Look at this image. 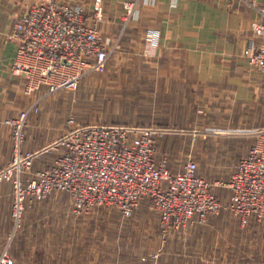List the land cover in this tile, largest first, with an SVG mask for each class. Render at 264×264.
I'll return each instance as SVG.
<instances>
[{
  "label": "crops",
  "instance_id": "0c3cea01",
  "mask_svg": "<svg viewBox=\"0 0 264 264\" xmlns=\"http://www.w3.org/2000/svg\"><path fill=\"white\" fill-rule=\"evenodd\" d=\"M32 1L0 0V170L11 155L10 130L4 121L27 107L32 99L22 93L24 80L10 73L16 52L13 26ZM64 1L79 3L91 14L92 0ZM124 1H137L139 9L138 19L125 26L121 20ZM242 1L154 0V4L147 5L142 0H102V20H88L102 32L107 45L122 38L127 50L140 51L144 47L162 59L164 65L156 70L159 80L151 83L148 93L154 112L151 117L199 118L182 132L196 136L184 161L174 166L165 154L158 156L160 145L166 146L170 141L164 136L176 132L155 136L154 159L165 157L173 174L189 159L198 163L196 174L210 184V192L222 203L230 196V189L223 184L255 143L258 131L264 129V73L250 66L241 55L250 43L257 46L264 39L253 34L250 24L254 12ZM258 1L264 5V0ZM148 29L159 32L157 44L151 48L142 43V35ZM53 107L54 100H43L39 111L27 117L22 148L38 154L23 176L50 166L59 154L46 155L53 149L43 150L58 141L68 128L63 115L51 117ZM225 132L232 134H218ZM206 154L211 155L208 161L202 157ZM230 159L231 172L220 171L219 167L228 168ZM146 202L149 203L147 199L139 201V213ZM11 205V180L6 179L0 183V251L11 228ZM71 208L72 202L64 192H53L26 204L22 226L8 245L14 263L127 264L109 255H95L88 249L79 251L77 217L81 215H73ZM222 212L228 211L218 214ZM83 215L82 219L89 218ZM155 219L158 231L156 212ZM252 219L255 218L250 217L249 222ZM196 231L193 225L183 231H171L164 243L160 239L158 242L156 234L151 249L158 251L157 256L140 258L131 264H221L220 258L206 256L204 244L192 241Z\"/></svg>",
  "mask_w": 264,
  "mask_h": 264
},
{
  "label": "built area",
  "instance_id": "2783aa9c",
  "mask_svg": "<svg viewBox=\"0 0 264 264\" xmlns=\"http://www.w3.org/2000/svg\"><path fill=\"white\" fill-rule=\"evenodd\" d=\"M253 10L251 30L264 39V5L258 0H243ZM147 5L154 0H142ZM123 26L139 17L137 1H124ZM90 15L79 3L64 0H33L14 23L16 52L10 73L24 80L22 93L31 96L27 107L6 119L10 130L11 155L0 170V183L11 180V228L0 251V264H15L8 245L22 226L26 204L44 199L53 192L66 193L75 216L97 207L117 210L122 218L132 215L142 199H147L158 215L161 243L171 231L205 224L211 215L230 212L241 227L250 217L264 218V129L235 166L227 183V202L210 192V184L196 174L192 160L173 174L165 157L155 161V136L164 132L151 126L103 123L78 124L67 120L63 136L48 149H60L50 166L23 176L38 154L24 151V128L29 114L39 111L43 97L60 89L75 90L80 79L101 66L113 46L88 20L101 21L102 0H92ZM149 45L155 46L159 32H146ZM151 48V47H150ZM151 52V51H150ZM248 64L264 73V42L250 43L241 53ZM155 251L150 258L157 256ZM257 264H264V259Z\"/></svg>",
  "mask_w": 264,
  "mask_h": 264
},
{
  "label": "rangeland",
  "instance_id": "374dc122",
  "mask_svg": "<svg viewBox=\"0 0 264 264\" xmlns=\"http://www.w3.org/2000/svg\"><path fill=\"white\" fill-rule=\"evenodd\" d=\"M148 30L142 35L144 46L150 43L146 34ZM109 43L113 51L101 66L80 79L75 90L60 89L43 97L41 102L54 100L51 117L63 115L67 127V120L73 118L78 124L137 125L178 130L175 135L164 136L170 141L166 146L160 145L158 156L165 154L172 165H179L196 138L182 131H187L186 127L199 117H151L154 112L148 93L151 83L159 80L156 70L164 65L162 59L144 47L140 51L127 50L128 45H122V38ZM54 152L59 153L60 149H53L46 155ZM202 157L208 161L211 155ZM231 163L230 159L228 168L219 167V170L230 173ZM144 204L146 207L142 213L137 211L138 205L128 218H122L115 209L101 207L85 214L89 215L87 219H82L84 215L77 217L79 251L88 249L95 255H109L111 259L127 264L140 258H150L154 253L151 244L158 231L155 212L148 202ZM193 226L197 231L192 241L204 244L206 256L220 258L221 264H256L264 258V218L252 219L247 226L241 227L228 212H222L209 218L205 224ZM157 239L159 242L158 235Z\"/></svg>",
  "mask_w": 264,
  "mask_h": 264
},
{
  "label": "water",
  "instance_id": "95a60500",
  "mask_svg": "<svg viewBox=\"0 0 264 264\" xmlns=\"http://www.w3.org/2000/svg\"><path fill=\"white\" fill-rule=\"evenodd\" d=\"M158 131H161V132H178V130H171V129H161V128H158L157 129ZM183 132V131H182ZM218 134H232L231 132H225V133H218ZM50 146L44 148L43 150H47Z\"/></svg>",
  "mask_w": 264,
  "mask_h": 264
},
{
  "label": "trees",
  "instance_id": "16d2710c",
  "mask_svg": "<svg viewBox=\"0 0 264 264\" xmlns=\"http://www.w3.org/2000/svg\"><path fill=\"white\" fill-rule=\"evenodd\" d=\"M171 130H174V129H171ZM59 154H60V152H59ZM59 154H58V155H59ZM58 155H57V156H58ZM57 156H56V157H57ZM56 157H55V158H56ZM149 204H150V203H149ZM150 206H151V204H150ZM97 208H100V207H97ZM97 208H95V209H97ZM101 208H105V207H101ZM151 208H152V207H151ZM95 209H94V210H95ZM135 209H136V208H135ZM135 209H134V210H135ZM92 211H93V210H92ZM116 211H117V210H116ZM117 212H118V211H117ZM118 213H119V212H118ZM132 213H133V212H132ZM119 215L121 216L120 213H119ZM148 259H149V258H148Z\"/></svg>",
  "mask_w": 264,
  "mask_h": 264
}]
</instances>
